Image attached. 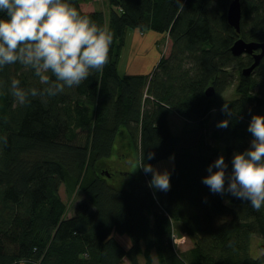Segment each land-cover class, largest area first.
Returning <instances> with one entry per match:
<instances>
[{"label":"trees","instance_id":"trees-1","mask_svg":"<svg viewBox=\"0 0 264 264\" xmlns=\"http://www.w3.org/2000/svg\"><path fill=\"white\" fill-rule=\"evenodd\" d=\"M231 1L108 0L107 19L92 0H0V264H264V58L245 76L231 50L264 42V0H241L240 35ZM130 29L171 42L146 74L119 73ZM62 187L83 194L71 217Z\"/></svg>","mask_w":264,"mask_h":264},{"label":"rangeland","instance_id":"rangeland-1","mask_svg":"<svg viewBox=\"0 0 264 264\" xmlns=\"http://www.w3.org/2000/svg\"><path fill=\"white\" fill-rule=\"evenodd\" d=\"M16 3L18 6L20 5V8H23L22 0H16ZM90 4L92 5L93 9L103 11L106 18L108 19V13L110 10L108 0H92ZM170 48L171 42L168 39V36L164 37L163 34L153 31L141 32L139 30L130 29L127 33L126 45L121 54L119 73L122 76L125 74H146L154 69L163 54H169ZM232 78L234 84L229 86L224 94L229 98L233 96L234 88L238 83L237 76ZM211 87L214 88L212 85ZM215 92L216 91L214 88V94ZM169 123L171 125L172 132L176 135L181 134L187 128L186 120L176 113L170 115ZM107 167L109 168V166ZM123 167L121 166L120 169L124 171ZM174 167L175 160L172 157L159 161L153 166L152 172L157 178L158 184L161 188H168L170 186L169 180L167 177H165V174L171 171ZM130 168L131 169L129 170L125 169V172L127 173L132 170L134 165L132 164ZM109 169H113V167L110 166ZM60 194L63 201L68 205V216L71 217L75 212L76 203L83 198V194L79 191L71 197L66 193L64 187L61 188ZM177 234L178 233L175 232L174 236L176 249L178 251H186L190 249L193 245V239L186 234H182L180 236ZM260 244L261 239L257 236H253L251 240L250 253L255 258H259L264 253Z\"/></svg>","mask_w":264,"mask_h":264},{"label":"water","instance_id":"water-1","mask_svg":"<svg viewBox=\"0 0 264 264\" xmlns=\"http://www.w3.org/2000/svg\"><path fill=\"white\" fill-rule=\"evenodd\" d=\"M241 19H242V5L241 0H232L228 9V22L230 26L241 34ZM232 53L235 56H240L243 53L250 54L253 58V62L250 66L243 69V74L249 76L260 65L264 58V42H248L242 37H239L233 44ZM214 94V88L210 87L206 91L207 96Z\"/></svg>","mask_w":264,"mask_h":264},{"label":"bare ground","instance_id":"bare-ground-1","mask_svg":"<svg viewBox=\"0 0 264 264\" xmlns=\"http://www.w3.org/2000/svg\"><path fill=\"white\" fill-rule=\"evenodd\" d=\"M231 2H232V1H231ZM228 9H229V8H228ZM228 23H229V22H228ZM243 54H247V53H243ZM243 54H242V55H243ZM233 55H234V54H233ZM243 75H244V74H243ZM211 96H212V95H211Z\"/></svg>","mask_w":264,"mask_h":264}]
</instances>
